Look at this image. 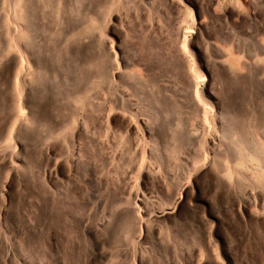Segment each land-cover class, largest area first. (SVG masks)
I'll use <instances>...</instances> for the list:
<instances>
[{
	"label": "rangeland",
	"instance_id": "1",
	"mask_svg": "<svg viewBox=\"0 0 264 264\" xmlns=\"http://www.w3.org/2000/svg\"><path fill=\"white\" fill-rule=\"evenodd\" d=\"M14 1L0 0V264H264V175L237 164L231 130L264 144V0H61L58 14L26 0L25 123ZM110 3L119 75L99 43ZM187 22L205 99L182 58Z\"/></svg>",
	"mask_w": 264,
	"mask_h": 264
},
{
	"label": "bare ground",
	"instance_id": "2",
	"mask_svg": "<svg viewBox=\"0 0 264 264\" xmlns=\"http://www.w3.org/2000/svg\"><path fill=\"white\" fill-rule=\"evenodd\" d=\"M174 1L176 2V0H170V3L171 5L173 6L174 5ZM179 1V0H178ZM177 1V2H178ZM14 11H13V14H14V17L17 18L18 20L21 21V24H19L17 26V28H15L14 33L12 35V38L11 42H8L10 48L9 49H15L14 51H16L17 55H18V58H17V55H16V62L15 63V68L17 69V77L15 78V86H16V92H17V97L16 99L18 100V109H17V112L16 114H14V117H16V120H19L21 123H25V122H28V121H32L33 120V116L31 114L26 115V113L24 112V110H29V113L32 112V105L31 103L29 102V100L26 98V93H25V83L26 81H28L27 79H32L33 78V72L31 69H29V67L27 66V61H28V54L26 50V46L24 45L25 44V40L26 39H29V32H30V26L28 24V19H27V15H26V10H27V4L26 3V0H16L14 1ZM55 2V1H54ZM115 2V1H114ZM118 2V1H117ZM9 3H10V0H9ZM60 3H61V0H57V6L58 8L56 9V12L58 14L59 10H60ZM112 3V2H111ZM110 3V6H108L107 10H106V13L104 18L100 21H102V24H101V27H100V35H101V42L100 43V47L103 51V54H104V57L107 61H110L109 62V67L113 70L111 74H116V75H119L121 72H124V68L125 65H127V57H125V53L123 54V50L122 48L120 47V33H119V30H118V26L114 23V19H115V13L114 10L112 11V5ZM180 3H181V0H180ZM184 3V2H183ZM186 3V2H185ZM116 4V3H115ZM114 4V5H115ZM178 4V3H177ZM187 4V3H186ZM10 6H11V3H10ZM177 6V5H176ZM182 6V5H181ZM184 6V10L186 11V17L184 18L186 20V18H188L190 15H191V7L187 4V6H185V4L183 5ZM182 6V7H183ZM12 7V6H11ZM121 7V6H120ZM118 10V9H117ZM122 10V9H121ZM87 13V12H86ZM92 13V12H91ZM118 14V13H117ZM188 14V15H187ZM60 15V13H59ZM88 15V13H87ZM124 16V15H123ZM95 17V16H94ZM94 17L91 16V14L88 15V19H87V22L90 23L92 22L93 24H95V22H93L94 20ZM190 19V17L188 18V20ZM193 19V18H192ZM124 20V19H123ZM86 22V23H87ZM190 22V21H189ZM191 23V22H190ZM188 25H186V28L184 29H181L180 28V32L177 31V34L178 32L180 33V36L179 37H182L183 38V41L181 42V44L184 46V49L183 50V57L184 58V62L187 63V68L188 70L190 71V75L193 77V79L195 80V83H196V88L199 87L200 88V96H202L204 99H205V96H206V88H205V81H204V77L200 76V74L198 73V70H197V67L195 65V61H194V56H193V52L190 51V48L189 50L186 48V45L187 43H189L191 41V38L193 36V34L195 33V26L192 24H189L187 22ZM87 27V24L86 26ZM14 29V27H13ZM93 31V30H92ZM11 34V33H10ZM177 39V38H176ZM181 39V38H180ZM99 40H100V37H99ZM98 40V41H99ZM182 40V39H181ZM180 46L183 48V46ZM127 48V47H126ZM176 48V47H175ZM11 49V50H12ZM28 49V48H27ZM32 51V50H30ZM96 51V50H95ZM52 52V51H51ZM180 52V51H179ZM182 53V52H181ZM101 54V53H100ZM98 55V54H97ZM50 56V55H49ZM102 59V56L99 55ZM146 56V55H145ZM98 57V56H97ZM97 57H92L91 60V64L92 65H97L99 66V64L102 65V60H100V63H99V60H97L98 58ZM58 58V57H57ZM7 59V58H6ZM54 59V58H53ZM89 60V59H88ZM149 60V59H148ZM129 61V60H128ZM140 61V60H139ZM138 61V62H139ZM3 62V61H2ZM130 62V61H129ZM139 63H142V61H140ZM8 64V63H7ZM11 64V63H10ZM5 65V63H4ZM106 66V65H105ZM142 66L144 68L147 69V65L142 64ZM207 66V65H206ZM140 67V66H139ZM200 67V66H199ZM233 67V66H232ZM239 67V66H238ZM108 68V69H110ZM182 68V67H181ZM186 68V66H185ZM186 68V69H187ZM209 68V67H208ZM137 69V68H136ZM183 69V68H182ZM134 71V70H133ZM188 72V71H187ZM201 72V71H200ZM132 73V72H131ZM138 73V72H137ZM146 73V72H145ZM65 74V73H64ZM203 74V73H202ZM69 75V74H68ZM110 75V74H109ZM16 76V75H15ZM112 76V75H111ZM104 77V76H103ZM192 77L190 80H192ZM123 80V79H122ZM47 81V80H46ZM114 81V80H113ZM111 82V81H110ZM191 82V81H190ZM194 82V81H193ZM192 83V82H191ZM151 84V83H150ZM187 84V83H186ZM96 85V84H95ZM91 86V85H90ZM89 86V87H90ZM191 87V86H190ZM31 89V88H30ZM195 88H193L194 90ZM196 90V89H195ZM198 90V89H197ZM207 91V90H206ZM194 92V91H193ZM192 93V91H191ZM196 93V92H195ZM198 93V92H197ZM196 93V95H197ZM199 94V93H198ZM86 95V94H85ZM89 97V96H88ZM84 98V97H83ZM198 99V98H197ZM200 99V98H199ZM198 99V100H199ZM203 99V100H204ZM87 100V99H86ZM156 100V99H155ZM154 100V101H155ZM157 103V101H156ZM206 103V102H204ZM122 104V102H121ZM211 104V103H210ZM124 105V104H123ZM197 106H198V103H197ZM38 107V106H37ZM203 107H205V104H203ZM41 108V107H40ZM109 110V109H108ZM199 110V109H198ZM203 110V109H202ZM207 110V108H206ZM69 111V110H68ZM91 111V110H90ZM196 111V110H195ZM201 111V110H200ZM208 111V110H207ZM82 112V111H81ZM114 113V111H112ZM227 112V111H225ZM224 112V113H225ZM94 114V113H93ZM107 114V113H106ZM112 114V113H111ZM204 115V114H203ZM226 115V114H225ZM228 115V116H227ZM227 119L230 118L231 120V125L233 124V121L232 119L234 120L235 118H233V114L232 116L229 115V112L227 114ZM128 116V115H127ZM224 116V114H223ZM80 117V116H79ZM205 117V116H204ZM216 118V117H215ZM78 119V118H77ZM122 119V118H121ZM97 120V119H96ZM206 120V119H205ZM208 120V119H207ZM229 120V121H230ZM236 120H237V117H236ZM235 120V121H236ZM145 122V121H144ZM158 122V121H157ZM108 123V122H107ZM129 123V122H128ZM224 123V122H223ZM95 124V123H94ZM236 124V123H235ZM234 124V125H235ZM92 125V124H91ZM237 126V125H236ZM41 127V126H40ZM84 127V126H83ZM235 127V126H234ZM19 128H20V125H19ZM110 128V127H109ZM209 128V127H208ZM232 128H233V125H232ZM236 128V127H235ZM234 128V129H235ZM51 129V128H50ZM211 129V128H209ZM237 129V128H236ZM231 129L232 132L235 134V140L233 141V148H234V153L238 155V158L240 159L237 164L239 163H243L245 161H251L255 164V173H257V175H264V144H261L260 146L256 147V148H250L248 146V141L245 139L244 135H242V133H240L239 131H236ZM21 130V128H20ZM26 130V129H25ZM34 130V129H33ZM32 130V131H33ZM73 130V129H72ZM239 130V129H237ZM213 131V130H212ZM231 132V131H230ZM231 132V133H232ZM51 133V132H50ZM27 135V134H26ZM54 135V134H53ZM52 136V135H51ZM207 136V135H206ZM213 137V136H212ZM151 138V137H150ZM1 139V138H0ZM9 139V138H8ZM210 139V138H209ZM209 141V140H208ZM34 142V141H33ZM70 142V141H69ZM178 142V141H177ZM61 143V142H60ZM68 143V142H67ZM157 143V142H156ZM68 146V145H67ZM43 147V146H42ZM156 148V147H155ZM150 149V148H149ZM157 149V148H156ZM15 150V149H14ZM155 151V150H154ZM13 153V152H12ZM151 154V153H150ZM179 154V153H178ZM233 154V153H232ZM203 155V154H202ZM76 158V157H74ZM202 159H205L204 157ZM4 160V159H3ZM58 160V159H56ZM74 160V159H73ZM248 163V162H246ZM244 164V163H243ZM55 165V164H54ZM204 166V165H203ZM72 167V166H71ZM209 167V166H208ZM240 167V166H239ZM10 172V171H9ZM12 172V171H11ZM46 172V171H45ZM192 173V172H191ZM17 174V172L15 173ZM45 174V173H44ZM70 174V173H68ZM47 175V178H51V172H47L46 173ZM217 175V174H216ZM254 175V174H253ZM166 176V175H165ZM139 177V176H138ZM190 177V176H189ZM18 178V177H17ZM156 178V177H155ZM262 178V177H261ZM260 179V177H259ZM154 180V179H153ZM219 181V180H218ZM4 182V180H3ZM263 182V181H262ZM175 183V182H174ZM155 184V183H154ZM209 184V183H208ZM230 184V183H229ZM204 185V184H203ZM181 186V185H180ZM228 188V187H227ZM180 189V188H179ZM22 191V190H21ZM174 193V192H173ZM179 196L173 201V204H172V208H175L177 206H179L180 202H181V195H182V189L181 191L179 192ZM173 196V195H172ZM183 196V195H182ZM5 198V197H4ZM258 197H256L257 199ZM5 200V199H4ZM214 200V199H213ZM246 201V200H245ZM256 201V200H255ZM4 202V201H3ZM127 203V202H126ZM233 203V202H232ZM255 203V202H254ZM3 204V203H2ZM182 204V203H181ZM256 204V203H255ZM182 206V205H180ZM179 206V207H180ZM240 206V205H239ZM245 206V205H244ZM250 206V205H249ZM242 207V206H241ZM246 207V206H245ZM243 208V207H242ZM177 209V208H176ZM175 209V210H176ZM244 209V208H243ZM240 211V210H239ZM247 211V210H246ZM257 211V210H256ZM165 212H168L167 211H164L163 210V213ZM245 213V212H244ZM251 213V212H250ZM249 213V214H250ZM254 215V214H253ZM252 215V217H253ZM247 216V215H246ZM251 216V215H250ZM261 216V215H260ZM250 218V217H248ZM199 223V222H198ZM201 223V221H200ZM138 224V223H137ZM107 225V224H106ZM92 227V226H91ZM88 230V229H87ZM48 231V230H47ZM92 231V230H91ZM10 237V236H9ZM12 238V237H11ZM210 238V237H209ZM205 249V248H204ZM205 251V250H203ZM206 253V252H205ZM212 253V252H211ZM203 254V253H202ZM204 255V254H203ZM202 255V256H203ZM206 256V255H205ZM217 257V256H216ZM203 258V257H202ZM201 258V259H202ZM207 258V257H206ZM205 261L207 259L203 258ZM218 259H211V261H207V263L205 264H220V261L218 263L217 261ZM203 261V260H202ZM201 262V261H200ZM204 262V261H203ZM228 262V261H227ZM223 263V262H222ZM204 264V263H203Z\"/></svg>",
	"mask_w": 264,
	"mask_h": 264
}]
</instances>
